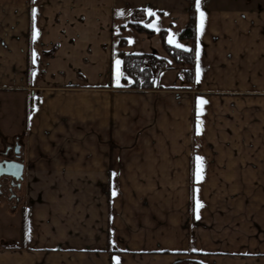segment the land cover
I'll return each mask as SVG.
<instances>
[{
	"label": "crops",
	"instance_id": "1",
	"mask_svg": "<svg viewBox=\"0 0 264 264\" xmlns=\"http://www.w3.org/2000/svg\"><path fill=\"white\" fill-rule=\"evenodd\" d=\"M219 4L199 3L187 86L159 37L192 48L184 0H0V131L25 115L0 264H264V3ZM137 10L153 36L122 28ZM121 52L171 69L127 90Z\"/></svg>",
	"mask_w": 264,
	"mask_h": 264
},
{
	"label": "trees",
	"instance_id": "2",
	"mask_svg": "<svg viewBox=\"0 0 264 264\" xmlns=\"http://www.w3.org/2000/svg\"><path fill=\"white\" fill-rule=\"evenodd\" d=\"M187 3L188 21L178 35L180 41H190L193 46L189 50H183L167 43V32L159 31V37L163 50L176 67L177 78L187 86H191L195 78V41H196V15L198 12L197 0H184ZM202 0H199V3ZM264 3V0H261ZM152 17L146 16L142 10L134 11L131 20L122 28H130L137 33L153 36L155 32L147 25ZM142 22V23H141ZM121 41L120 44H124ZM122 71L124 77L122 84L127 90L146 91L159 88L158 75L171 69L167 58H159L153 54H129L121 52ZM172 264H202L195 260L182 259Z\"/></svg>",
	"mask_w": 264,
	"mask_h": 264
},
{
	"label": "rangeland",
	"instance_id": "3",
	"mask_svg": "<svg viewBox=\"0 0 264 264\" xmlns=\"http://www.w3.org/2000/svg\"><path fill=\"white\" fill-rule=\"evenodd\" d=\"M220 0H212L213 6H220L219 4ZM249 1V0H248ZM225 3L224 6H230L233 3V0L230 1H223ZM211 3V2H210ZM240 4V3H237ZM18 98L15 105L12 106V124L8 125L9 127L3 128L0 131V151L3 150V148L10 144L14 139L17 138L19 141V144H21V147L24 149V134H25V121H24V111H21V100ZM5 194V193H4ZM1 194L0 195V206L4 207L6 205L5 201H9L6 197V195ZM19 196V200L22 198V193H17ZM15 203V202H14ZM16 212V210L11 209H0V240H3L2 238H5L7 244L15 243L17 241L13 240L14 238H19L20 236V221L22 218L21 211L18 210L17 214L14 215L15 218H12L10 215H13Z\"/></svg>",
	"mask_w": 264,
	"mask_h": 264
},
{
	"label": "flooded vegetation",
	"instance_id": "4",
	"mask_svg": "<svg viewBox=\"0 0 264 264\" xmlns=\"http://www.w3.org/2000/svg\"><path fill=\"white\" fill-rule=\"evenodd\" d=\"M17 161L23 163V154L21 144L19 141L14 140L10 144L6 145L3 150L0 151V163ZM21 190V181L14 180L10 177L0 178V195L4 194L7 199H15L19 202V193Z\"/></svg>",
	"mask_w": 264,
	"mask_h": 264
},
{
	"label": "water",
	"instance_id": "5",
	"mask_svg": "<svg viewBox=\"0 0 264 264\" xmlns=\"http://www.w3.org/2000/svg\"><path fill=\"white\" fill-rule=\"evenodd\" d=\"M24 164L17 161L0 163V178L10 177L14 180L21 181L23 179Z\"/></svg>",
	"mask_w": 264,
	"mask_h": 264
},
{
	"label": "snow or ice",
	"instance_id": "6",
	"mask_svg": "<svg viewBox=\"0 0 264 264\" xmlns=\"http://www.w3.org/2000/svg\"><path fill=\"white\" fill-rule=\"evenodd\" d=\"M197 5L199 6V0H197ZM203 13H201V17H203ZM203 27V21L201 22V28ZM199 134V133H198Z\"/></svg>",
	"mask_w": 264,
	"mask_h": 264
},
{
	"label": "built area",
	"instance_id": "7",
	"mask_svg": "<svg viewBox=\"0 0 264 264\" xmlns=\"http://www.w3.org/2000/svg\"><path fill=\"white\" fill-rule=\"evenodd\" d=\"M37 102H38L37 99H35V98L32 99V104H33V105H35Z\"/></svg>",
	"mask_w": 264,
	"mask_h": 264
}]
</instances>
